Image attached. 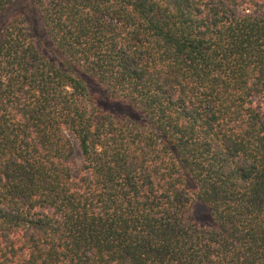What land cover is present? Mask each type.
Returning a JSON list of instances; mask_svg holds the SVG:
<instances>
[{
	"label": "trees",
	"instance_id": "obj_1",
	"mask_svg": "<svg viewBox=\"0 0 264 264\" xmlns=\"http://www.w3.org/2000/svg\"><path fill=\"white\" fill-rule=\"evenodd\" d=\"M33 2L61 60L0 34V264H264V0Z\"/></svg>",
	"mask_w": 264,
	"mask_h": 264
},
{
	"label": "rangeland",
	"instance_id": "obj_2",
	"mask_svg": "<svg viewBox=\"0 0 264 264\" xmlns=\"http://www.w3.org/2000/svg\"><path fill=\"white\" fill-rule=\"evenodd\" d=\"M12 21H16L29 31V36L34 40L39 52L46 58L60 62V57L53 52V48L49 39L45 35L41 21L38 17L33 0H13L12 3L0 14V34L6 25ZM76 75L86 85L89 98L102 111L108 112L120 119H137L142 121V117L136 111L130 109L125 103H116L109 99L106 90L93 81L86 74L77 71ZM74 145V154L72 157L73 176L78 178L80 175V167L82 165V157L74 137H71ZM191 220L200 228L209 229L210 220L209 213L204 205L195 202L191 210Z\"/></svg>",
	"mask_w": 264,
	"mask_h": 264
}]
</instances>
